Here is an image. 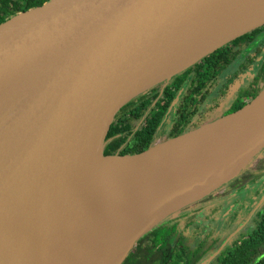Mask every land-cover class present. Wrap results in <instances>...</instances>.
Listing matches in <instances>:
<instances>
[{
  "label": "water",
  "instance_id": "95a60500",
  "mask_svg": "<svg viewBox=\"0 0 264 264\" xmlns=\"http://www.w3.org/2000/svg\"><path fill=\"white\" fill-rule=\"evenodd\" d=\"M262 26L264 0H48L1 23L0 264H59L109 192L160 162L237 147L232 173L197 201L244 170L264 148V88L141 153L105 149L136 98ZM104 160L130 162L98 174ZM184 207L141 223L119 264Z\"/></svg>",
  "mask_w": 264,
  "mask_h": 264
},
{
  "label": "flooded vegetation",
  "instance_id": "af4514ba",
  "mask_svg": "<svg viewBox=\"0 0 264 264\" xmlns=\"http://www.w3.org/2000/svg\"><path fill=\"white\" fill-rule=\"evenodd\" d=\"M259 29L255 35L251 33L258 29L223 46L225 51L237 53V57L220 73L209 74V66L215 58V55H209L140 95L149 104L144 118L134 130L145 123L150 112L162 114L154 143L162 142L231 114L248 104L253 99V89L257 87L260 92L264 87L259 80L264 68V26ZM183 119L188 122L185 126L182 125ZM179 130L182 133L177 134ZM242 191L241 198L232 199ZM262 216L264 153L259 152L232 180L200 199L192 208L180 211L162 222L174 226L175 232L183 237V252L175 255L172 250L174 245L171 244L165 251L153 250L149 255L151 258L154 254V258L158 255L153 264H214L224 252L233 248L235 242L247 238L256 221L264 220ZM219 221L222 225L216 228ZM229 234L235 238L227 240Z\"/></svg>",
  "mask_w": 264,
  "mask_h": 264
},
{
  "label": "bare ground",
  "instance_id": "6f19581e",
  "mask_svg": "<svg viewBox=\"0 0 264 264\" xmlns=\"http://www.w3.org/2000/svg\"><path fill=\"white\" fill-rule=\"evenodd\" d=\"M236 148L160 162L130 177L109 192L110 200L97 217L76 231L59 264H119L141 223L194 204L224 181L234 169L228 161ZM129 162L99 161L95 170L109 174L125 169Z\"/></svg>",
  "mask_w": 264,
  "mask_h": 264
},
{
  "label": "trees",
  "instance_id": "16d2710c",
  "mask_svg": "<svg viewBox=\"0 0 264 264\" xmlns=\"http://www.w3.org/2000/svg\"><path fill=\"white\" fill-rule=\"evenodd\" d=\"M48 0H0V24L19 12H25L31 8L39 7ZM260 29L251 33L255 35ZM214 62L209 66V74H217L226 69L237 57V53H231V50L225 51V47L219 49L210 55ZM210 75V76H211ZM260 81L264 84V68L261 70ZM258 84V82H256ZM264 88V87H263ZM262 88V89H263ZM257 87L251 93L252 98L259 94ZM148 102L145 97L136 98L122 112L118 118L110 140L105 149V155H135L147 150L153 143L157 133V128L161 122L162 114L153 112L149 113L144 124L134 130L147 112ZM183 119L182 125L188 122ZM182 133L179 130L177 134ZM264 219V216L261 217ZM174 226L162 223L151 233L152 247L150 251H165L169 245L173 244V253L179 255L184 249L181 247L184 239L175 232ZM264 246V220H258L255 227L249 233L247 238L235 242L232 249L224 252L221 258L214 264H264V255H262V247ZM147 261V260H146ZM122 264H143L142 259H137L132 255H128Z\"/></svg>",
  "mask_w": 264,
  "mask_h": 264
},
{
  "label": "rangeland",
  "instance_id": "374dc122",
  "mask_svg": "<svg viewBox=\"0 0 264 264\" xmlns=\"http://www.w3.org/2000/svg\"><path fill=\"white\" fill-rule=\"evenodd\" d=\"M261 153H264V148L260 151ZM254 159V158H253ZM252 159V160H253ZM252 160L250 161V162H252ZM256 161H258V160H256ZM256 164V163H255ZM254 165V164H253ZM243 192L244 191H242L241 193H240V195H238L236 198H234V197H232V199H239V198H241L242 197V195H243ZM245 194V193H244ZM198 202V201H197ZM194 204H196V202L194 203ZM194 204L193 205H190V206H187V207H184V208H182L181 210H179V211H183V210H185V209H187V208H192L193 206H194ZM227 206V205H226ZM225 206V207H226ZM173 216H171V217H168V218H166L164 221H166L167 219H170V218H172ZM163 221V222H164ZM203 225H205V224H203ZM222 225V223H221V221H219L218 222V224H217V226H216V228L217 227H220ZM158 227V226H157ZM155 228V227H154ZM154 228H152V229H150L145 235H143L134 245H133V247L130 249V251L128 252V255H132V256H134V257H136L137 259H142L143 260V264H153V260L155 259V260H157V258H158V255H156L157 256V258H154V255H153V258H151V256L149 255V254H152L151 253V251H150V246H151V241H150V233L154 230ZM191 230V229H190ZM202 231L204 232V230L202 229ZM236 231H238V230H236ZM187 232H185V234H186ZM225 237V236H224ZM226 238H227V240H229V239H231V238H235L234 237V235H231V234H229V235H227L226 236ZM141 243V244H140ZM140 244V245H139ZM147 260V261H146Z\"/></svg>",
  "mask_w": 264,
  "mask_h": 264
}]
</instances>
